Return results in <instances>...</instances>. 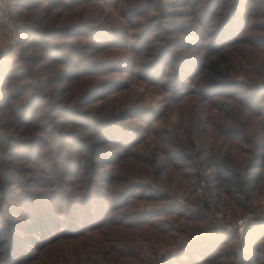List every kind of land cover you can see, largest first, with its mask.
Wrapping results in <instances>:
<instances>
[{"label":"trees","instance_id":"trees-1","mask_svg":"<svg viewBox=\"0 0 264 264\" xmlns=\"http://www.w3.org/2000/svg\"><path fill=\"white\" fill-rule=\"evenodd\" d=\"M65 1L77 8L62 25ZM7 5L24 21L19 45L0 53V264L77 240L82 264H136L138 240L153 248L177 240L171 221L202 223L161 186L202 210L225 199L233 215L264 194V0H123L132 42L90 0ZM117 47L133 60L91 61ZM122 72L163 91L159 109L116 110ZM156 264H264V227L191 235Z\"/></svg>","mask_w":264,"mask_h":264},{"label":"rangeland","instance_id":"rangeland-1","mask_svg":"<svg viewBox=\"0 0 264 264\" xmlns=\"http://www.w3.org/2000/svg\"><path fill=\"white\" fill-rule=\"evenodd\" d=\"M91 4L99 7L104 11L105 15H110V17L114 20V22L118 25L124 28L128 32L129 36V42L133 40V33L138 34V30H131L133 29L132 25L125 21V19L121 16V8H122V2L123 0H90ZM68 5L62 8L64 11V16L57 19V22L59 24H68L70 21L74 18L73 15L65 17L69 13L68 11L73 10L75 7L70 2H66ZM8 0H0V53L7 52L9 49H16V47L19 45L20 37L18 34V31L16 29L17 26L22 25V20L12 19L9 15V9H8ZM81 6V5H80ZM74 7V8H73ZM84 15L86 17H92V13L88 10H86V6L84 5ZM57 10H52L51 13L48 15V18L45 22H42L39 25L40 29H45L48 26V22H53V16L51 15ZM35 13V12H34ZM34 13H31L28 15V20H25L24 23L32 24L33 19L32 15ZM66 14V15H65ZM51 15V16H50ZM135 22L133 21V24ZM80 39V40H79ZM79 40L78 43L75 45L77 47H81L84 43L87 42V39L84 37L77 38L73 41ZM71 42V41H67ZM24 43H26L24 41ZM37 43H41L43 45V40L38 41ZM52 43V42H51ZM84 55L86 57L89 56L88 51H83ZM24 55L23 57H28L31 53H21ZM134 55L129 50H124L119 47L115 48L114 50L108 51V52H100L96 55H94L91 59V61L94 60V58H107L108 60H118V61H131L133 60ZM48 60V59H47ZM46 60V61H47ZM46 61L42 62L40 65V68L43 71V67L46 64ZM41 71V72H42ZM48 76V75H47ZM126 73L122 72V78L121 80L125 85H127V88L124 92L120 94H114L113 97L116 98L112 103L113 106L116 107V110L123 109L126 107L129 103L138 105L143 108H149L153 110L159 109L161 106L163 97L166 95L163 91H158L151 87L150 85H147L144 81L140 80L139 78L134 79H128L126 77ZM82 82V79L79 80ZM72 86V85H71ZM72 90V89H71ZM125 93H127V97L123 96ZM111 106V107H113ZM177 121V112L175 110H170L167 112L163 122L160 124L162 127L171 129ZM140 124V123H139ZM197 127L195 128V125L193 126V131L196 132ZM171 186H174L176 184V181L173 182L170 181L169 183ZM203 185H201L200 188H197L195 197L197 199H200V207L205 206L202 205V202L207 199L204 194ZM172 188V187H171ZM159 191L166 193L167 195H170L169 198L174 199L177 201V203L184 207H189L192 209L195 213L199 214L200 218L202 219V223L199 225H194L189 220H187L185 217L180 218L179 221L170 223L173 224L176 228L181 229V232L178 234L177 240H169V241H159L158 244L153 248H149L145 243L137 241L138 248L137 256L139 257V261L136 264H156L157 260L160 259L161 256H165L169 253H173L178 248L179 243L185 241L188 237L191 235L204 233L210 229L216 230V231H226L225 229L230 228V230H233L234 224L239 220L243 218H248L249 216H260L262 213H264V194L260 195L256 198V200L253 202V208L250 209V211L246 214L242 215H233V211L230 207H228L226 200L224 199L220 203H218L216 206L209 204V208L202 210L196 207L195 205H192L190 203L191 196L184 190H178L177 192H173L168 190L166 186H161L159 188ZM161 205V204H160ZM202 205V206H201ZM169 220H172L169 218ZM258 227V226H257ZM264 227V226H259ZM239 236H241L238 233ZM87 241H62L57 246L48 248V252L46 253H40L38 254V259L35 261L26 263V264H82V255L83 251L87 249V247H83V244H85ZM35 254V251L29 252V254ZM138 260V259H137ZM135 264V263H134Z\"/></svg>","mask_w":264,"mask_h":264},{"label":"built area","instance_id":"built-area-1","mask_svg":"<svg viewBox=\"0 0 264 264\" xmlns=\"http://www.w3.org/2000/svg\"><path fill=\"white\" fill-rule=\"evenodd\" d=\"M259 226H264V213L260 216H249L248 218L239 219L233 226V230H236L240 235L243 233L245 228H255ZM226 231H231L230 228L225 229Z\"/></svg>","mask_w":264,"mask_h":264}]
</instances>
